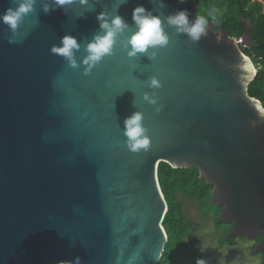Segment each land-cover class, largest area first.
<instances>
[{"label": "water", "instance_id": "obj_1", "mask_svg": "<svg viewBox=\"0 0 264 264\" xmlns=\"http://www.w3.org/2000/svg\"><path fill=\"white\" fill-rule=\"evenodd\" d=\"M45 4L54 6L37 0L17 35L0 22V264H160L169 209L161 163L196 168L212 187L209 207L231 225L224 239L261 235L252 255L263 252L264 106L249 93L257 68L244 36L211 21L193 42L165 24L169 44L155 60L117 47L86 76L51 53L65 35L90 41L100 12L134 28L139 5L162 16L187 9L191 23L197 1L75 0L47 14ZM9 7L0 0V14ZM85 55L82 47L76 59ZM152 76L162 84L154 106L142 98ZM135 111L151 139L139 153L123 134Z\"/></svg>", "mask_w": 264, "mask_h": 264}, {"label": "clouds", "instance_id": "obj_2", "mask_svg": "<svg viewBox=\"0 0 264 264\" xmlns=\"http://www.w3.org/2000/svg\"><path fill=\"white\" fill-rule=\"evenodd\" d=\"M15 8L9 7L3 14H0V22L7 25L14 35L27 16L35 12L37 0H13ZM75 0H52V5L45 4V14L55 11L65 5H72ZM81 4H87L88 0H79ZM127 0H119V3H126ZM184 2V0H181ZM162 7L165 5H161ZM215 9L208 12V16L196 15L190 23L189 11L178 10L175 14L168 16L153 14L152 10H146L139 5L133 9L132 20L134 28L130 26L123 17L114 15L112 12H100L96 19L99 23V32L90 41L78 42L76 37L65 35L59 46H53L51 53L63 57L67 65L72 69H78L81 64L84 66V75L91 74L92 70L100 66L106 58L114 56L116 48H121L127 53L129 59L147 55L150 60H155L158 51L169 44V36L165 31V24L175 26L177 32L184 33L193 42H199L202 36L207 34L209 19L215 20ZM131 33L130 35L128 33ZM10 42H15L10 40ZM83 47L86 55L82 61L76 59V53ZM151 50V51H150ZM248 71H254L248 65ZM150 92L143 94V101L150 105L158 104V97L155 90L162 87L160 80L152 76L146 84ZM159 110V109H157ZM145 116L141 111H135L124 120V136L126 146L132 153L147 151L150 146L149 130L145 127ZM60 264H72L71 261H61ZM75 264H81L80 257H76ZM196 264H206L203 259H197Z\"/></svg>", "mask_w": 264, "mask_h": 264}, {"label": "trees", "instance_id": "obj_3", "mask_svg": "<svg viewBox=\"0 0 264 264\" xmlns=\"http://www.w3.org/2000/svg\"><path fill=\"white\" fill-rule=\"evenodd\" d=\"M249 1L246 0L242 8L248 6ZM201 5L200 10L207 16L212 9L216 10L213 13L216 17L215 24H222L226 29H229L230 36L238 37L240 35V29L236 28L238 23L237 10L239 9L237 0H229L227 4L228 11L223 17L217 16L223 5L205 1ZM250 12L251 14H257L254 18L252 31L254 46L252 49H245L244 53L253 57L256 63L261 64L262 69L250 84L249 93L252 97L260 100L264 106V14L262 13V5L260 3L252 5ZM208 19H211V17H208ZM158 175L169 207L164 220V227L168 233V242L160 264H176L179 248L182 246L183 239L188 235L192 226L184 214L183 206L179 202L177 195L181 193L190 200H197L203 206L210 202L212 187L199 178V171L196 168L174 169L168 164L161 163Z\"/></svg>", "mask_w": 264, "mask_h": 264}, {"label": "rangeland", "instance_id": "obj_4", "mask_svg": "<svg viewBox=\"0 0 264 264\" xmlns=\"http://www.w3.org/2000/svg\"><path fill=\"white\" fill-rule=\"evenodd\" d=\"M226 8L228 6L221 13ZM201 15L206 16L203 11ZM253 64L257 72L262 69L261 64L255 61ZM177 197L192 226L179 248L176 264H196L197 259H203L206 264H261L260 257L252 255L253 243L249 240L224 239L228 234L223 235L231 228L228 224L219 223L220 207H209V204L202 206L197 200H190L181 193Z\"/></svg>", "mask_w": 264, "mask_h": 264}, {"label": "flooded vegetation", "instance_id": "obj_5", "mask_svg": "<svg viewBox=\"0 0 264 264\" xmlns=\"http://www.w3.org/2000/svg\"><path fill=\"white\" fill-rule=\"evenodd\" d=\"M194 1H197V7H198L197 14L198 15H201V13H202L200 8L202 6L201 4H203L204 1L205 2L214 3L216 5H223L222 9L217 14L218 17H223L224 15H226V13L228 11V9L226 8V11L221 13L223 8L227 7V4L229 3V0H224V1H221V0H194ZM245 1L246 0H237V5H238L239 9L237 10L238 11V14H237L238 23L236 24V26H237L236 28H239L240 31H241V33L238 36V38L239 37H243V36L245 38L244 40L240 41V45H241V48H242L243 52H244L245 49H252L253 46H254L253 39H252V43H251L252 46L250 48L247 46V44H250L249 40L247 39V37H251L252 38V31H253V28H254V20H255L254 18H255V16H257L256 13L255 14H251L250 7L252 5H254V4H256V3H260L262 5V13L264 14V6L262 4V3H264V0H250L249 3H248V6H246L245 8H242V5L244 4ZM211 21H213V23H214L213 27H214L215 32L220 33L221 28H222L225 32H228L229 35H230V30L229 29H226L222 24H215L216 19L215 20H213L212 18L209 19V23ZM246 56L249 57L252 60V62L254 61L253 57H250L248 55H246ZM256 73L258 74V72H256ZM220 209L222 210L221 207H220ZM230 228H231V225H230ZM227 234H229V231L226 232V234L223 235V237H225ZM234 239L236 240L237 237H234ZM262 239H263V236L259 235L258 239L250 241L251 243H253V250L261 242ZM241 240H247V239H246V237H243V238H241ZM255 257H260V259H261L260 263L264 264V251L263 252H259L258 254L255 255Z\"/></svg>", "mask_w": 264, "mask_h": 264}, {"label": "snow or ice", "instance_id": "obj_6", "mask_svg": "<svg viewBox=\"0 0 264 264\" xmlns=\"http://www.w3.org/2000/svg\"><path fill=\"white\" fill-rule=\"evenodd\" d=\"M262 111H264V109H262Z\"/></svg>", "mask_w": 264, "mask_h": 264}]
</instances>
